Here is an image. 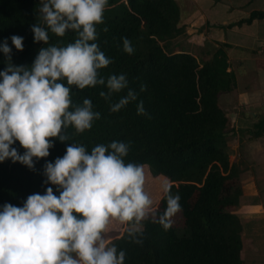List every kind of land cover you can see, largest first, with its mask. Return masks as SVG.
<instances>
[{
  "label": "trees",
  "instance_id": "16d2710c",
  "mask_svg": "<svg viewBox=\"0 0 264 264\" xmlns=\"http://www.w3.org/2000/svg\"><path fill=\"white\" fill-rule=\"evenodd\" d=\"M41 4L42 0H0V44L7 40L13 64L30 67L41 47L66 46L76 39L74 32L59 37L49 31L47 44L34 42L31 26L41 23ZM182 15L178 0H108L104 22L96 25L95 42L113 62L100 75L107 79L126 74L137 100L111 112L110 102L100 96L105 86H70L73 104L90 99L100 119L83 133L66 129L69 141L52 138L50 155L34 157V169L11 159L0 162V210L5 203L23 206L29 195L44 194L47 187L59 195L57 186L45 183L44 165L62 157L69 144L84 145L90 152L98 144L121 141L130 144L125 163L148 164L151 173L166 176L172 192L181 197V222L172 220L167 230L158 222L167 206L161 199L156 217L150 215L140 225L142 243L128 237L129 225L109 242L125 251L124 264H243L244 222L236 212L243 194L242 168L231 161L228 136L234 127L220 99L237 88L236 72L229 69L230 44L223 42L209 58L172 51V39L183 33ZM255 19H264V10H252L234 23ZM13 35L23 37L22 51L12 45ZM125 37L134 48L132 54L123 50ZM5 67L0 51V71ZM63 83L67 86L66 80ZM141 84L147 85L146 91H140ZM126 94L127 89L114 93L111 103ZM141 100L148 115L137 114ZM248 132L252 138L264 135V117ZM13 147L21 154L25 151L18 141Z\"/></svg>",
  "mask_w": 264,
  "mask_h": 264
},
{
  "label": "clouds",
  "instance_id": "9594fccd",
  "mask_svg": "<svg viewBox=\"0 0 264 264\" xmlns=\"http://www.w3.org/2000/svg\"><path fill=\"white\" fill-rule=\"evenodd\" d=\"M108 0H42L41 23L31 26L34 42L49 41V31L63 37L74 32L76 39L66 46L41 47L31 66L12 63V48L7 40L0 44L6 67L0 71V162L11 159L34 169V157L50 155L52 138L69 141L65 132L90 130L101 113L93 110L88 98L73 104L71 87L83 90L102 85L100 96L110 102V111L118 112L138 93L129 87L126 74H112L105 79L100 70L113 61L101 51L96 25L104 22ZM107 31V28L104 29ZM17 50H23V37H10ZM123 50L132 54L128 38ZM67 82V86L63 81ZM127 89L118 102L114 93ZM147 85L141 84L140 91ZM71 109V110H70ZM138 115H148L143 101L137 104ZM25 149L21 154L13 145ZM130 144L112 141L98 144L89 152L84 145L71 143L65 154L54 162L46 161L44 194H31L23 206L5 203L0 210V264H124L126 253L105 241L112 221L129 225L128 237L140 239L141 223L156 217L153 200L144 189L145 170L128 162ZM172 184H161V199L166 208L158 217L165 228L181 210L179 193Z\"/></svg>",
  "mask_w": 264,
  "mask_h": 264
},
{
  "label": "crops",
  "instance_id": "0c3cea01",
  "mask_svg": "<svg viewBox=\"0 0 264 264\" xmlns=\"http://www.w3.org/2000/svg\"><path fill=\"white\" fill-rule=\"evenodd\" d=\"M242 6H236L234 4H226V17H223L222 21L212 22L213 28H221L226 32L223 33L222 41L228 42L230 45L227 49L230 61V70H234L237 75V94L232 101V107L227 108L228 111L233 110V107L238 105L244 107H256L260 103H264V19H255L252 23L235 24L240 19L249 15L252 10L259 9L264 10L263 7H258V3L264 5V0H246ZM225 5L223 2H217V6ZM241 9L242 11H239ZM219 8H213L214 16ZM239 11V19L230 15L233 11ZM224 14V15H225ZM215 17V16H214ZM235 22V23H234ZM234 23V24H233ZM224 34L226 37H224ZM203 58V57H202ZM255 113V112H253ZM236 114V113H235ZM239 119V118H237ZM236 119V120H237ZM235 128L232 132L234 141L240 143V132H248V122L242 118L240 123L233 121ZM264 135L254 139H247L249 145L260 143ZM258 139V140H257ZM260 139V140H259ZM239 145V144H238ZM237 146V145H236ZM259 153V152H258ZM257 164H259L258 176H255L251 169L242 172L239 175L241 187L245 195L255 197L259 195V191L256 188V179L263 177L264 179V147L258 154ZM262 175V176H261ZM258 191V192H257ZM257 192V193H256ZM246 196V197H247ZM243 211L242 219L244 222L243 240L245 242L246 233H248V250L250 251L247 256L248 264H264V200L251 201L244 204L241 207ZM258 220V222H256ZM260 225L259 227L257 226ZM247 229V230H246ZM246 245L244 244V247ZM243 247V249H244ZM243 251V250H242ZM243 259V264H247Z\"/></svg>",
  "mask_w": 264,
  "mask_h": 264
},
{
  "label": "rangeland",
  "instance_id": "374dc122",
  "mask_svg": "<svg viewBox=\"0 0 264 264\" xmlns=\"http://www.w3.org/2000/svg\"><path fill=\"white\" fill-rule=\"evenodd\" d=\"M178 1L180 2L183 12L182 15L183 17L180 23V25L183 27V33L178 35L176 38L172 39L171 50L192 51L200 58L202 57L209 58L213 54L215 49L224 42L222 41L221 38H223V33L226 31L222 30L219 27L213 28L212 22H214V20L222 21L223 17H226L227 12L226 10H224L226 9L227 6L226 4L229 3L231 5L234 4L236 6H242L244 3L247 2L246 0H178ZM217 2H223L225 5L217 6ZM256 2L258 1L256 0ZM123 4H125V2H122V5ZM257 6L263 7L264 5L263 4L260 5L258 3ZM213 8L215 9V11L216 8L217 9L219 8V10H217L218 12L214 15L215 17L212 16ZM239 11L242 10L239 9ZM239 11L235 10L232 12V14L230 13V15L238 18L239 17L238 15L240 14ZM224 37H226L225 34ZM164 43H166V41H164ZM237 90L238 89H235L231 92H226L221 94L220 96L221 103L226 112L228 106L229 108L232 107L233 105L232 101H234L233 97L236 96ZM232 109L233 110L228 111V117L231 125L234 124L233 121L240 123V119L244 118L248 122L247 127L245 128H249V126H252L255 122H257L258 120L264 117V103L262 104L260 103V105H257L256 107L253 108L238 105L236 107H233ZM232 127L235 128L234 125H232ZM239 137L241 138L240 143L234 141L232 133L228 136L229 144L231 145L232 148L231 161L235 162L236 164H239V166L242 168L241 173L248 169H251L254 175L258 176V170L260 165L257 164V160H258V154L262 150V147H264V138L262 137L263 139H261L260 143L258 144L256 143L252 147V145H249L251 141L248 143V140L254 138L251 137L249 132L245 131L243 133L241 131L239 136H237L236 138ZM252 141H255V139ZM142 166L145 170L144 189L147 192V194L152 198L153 208L155 209L158 207L162 196L161 184L165 180H167L170 184L171 182L164 175L152 174L148 164H144ZM256 188L259 191V195H256L255 197H250L245 195V193L242 190L243 194L240 199V205L236 210L237 213L243 215V211L241 210L242 209L241 207L244 204H247L254 200L255 201H259L260 199L264 200L263 177L262 179L261 178L256 179ZM172 220L175 223L181 222V212L179 211L175 216H173ZM256 222H258V220ZM258 224L257 226L259 227L261 224L260 225ZM262 225H264L263 222ZM126 226L127 225L121 224L119 221L114 220L110 222L108 226V230L105 233L106 243H109L114 237L120 236L125 230ZM245 238H247V240L245 239L244 242L246 246L242 251V258L247 263L248 260L247 256H249L250 253V251L247 249L249 245L248 242L250 241L248 238V233H246ZM255 264H259V263L255 262Z\"/></svg>",
  "mask_w": 264,
  "mask_h": 264
}]
</instances>
